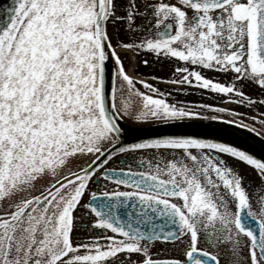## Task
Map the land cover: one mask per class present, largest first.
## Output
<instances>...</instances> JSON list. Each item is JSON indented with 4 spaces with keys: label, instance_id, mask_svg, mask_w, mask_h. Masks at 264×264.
Listing matches in <instances>:
<instances>
[{
    "label": "snow or ice",
    "instance_id": "1",
    "mask_svg": "<svg viewBox=\"0 0 264 264\" xmlns=\"http://www.w3.org/2000/svg\"><path fill=\"white\" fill-rule=\"evenodd\" d=\"M146 54L171 76L142 74ZM229 104L264 106V0H4L0 264H264V157L127 139L126 124L208 120L264 143Z\"/></svg>",
    "mask_w": 264,
    "mask_h": 264
},
{
    "label": "water",
    "instance_id": "2",
    "mask_svg": "<svg viewBox=\"0 0 264 264\" xmlns=\"http://www.w3.org/2000/svg\"><path fill=\"white\" fill-rule=\"evenodd\" d=\"M8 2L10 3L11 0H8ZM2 3H4V0H0V4ZM125 127L129 128L127 137L129 140L133 138H154L170 134H195L201 137H214L223 141H232L250 149L257 158L264 157V143L261 142V138L247 130L219 121L205 120L179 126L161 124L140 128L126 124Z\"/></svg>",
    "mask_w": 264,
    "mask_h": 264
},
{
    "label": "flooded vegetation",
    "instance_id": "3",
    "mask_svg": "<svg viewBox=\"0 0 264 264\" xmlns=\"http://www.w3.org/2000/svg\"><path fill=\"white\" fill-rule=\"evenodd\" d=\"M145 58L149 59V67L148 68H141V73L145 74V73H152L157 75L158 77H160L161 79H168L171 76V71L169 69V66L167 64H164L163 66H161L160 64L155 63V57L152 56L151 54H146ZM205 75L207 76H211L213 78L216 79H225L221 74H217V73H213V72H206ZM155 84V86L159 87L161 91H167V92H171L172 96L169 97V100L171 102V100L173 99H177V100H181L184 103H210V104H214V105H220L221 104V100L219 98H217L214 94H210V93H204L203 96L198 92L195 91L193 89L188 88L187 86H184L181 91L179 93H177L175 91L174 86L171 85H167L164 83H158L156 84L155 82H153ZM246 94H248L249 92L251 93V95L254 98L259 99L260 98V91L259 89L256 88H252V89H245ZM227 107L231 108V109H235L236 111L241 112L245 117V123L251 124L254 128H256L258 131L261 132V135H264V128L261 127L260 124V120L264 119V115H262V113H264V106H260L257 105L255 108L253 109H249L246 106H237V105H232L229 104L227 105ZM256 117L255 121H253L251 119V117ZM227 118V117H225ZM151 123V122H149ZM140 157L137 156L136 160H139ZM231 163V161H230ZM116 167L120 166V161L117 160L116 164L114 165ZM133 167H135V165H133ZM247 171L249 173H251L250 169H247Z\"/></svg>",
    "mask_w": 264,
    "mask_h": 264
}]
</instances>
